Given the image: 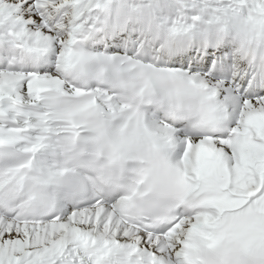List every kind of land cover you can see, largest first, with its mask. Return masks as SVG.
Returning a JSON list of instances; mask_svg holds the SVG:
<instances>
[{"label":"snow or ice","instance_id":"obj_1","mask_svg":"<svg viewBox=\"0 0 264 264\" xmlns=\"http://www.w3.org/2000/svg\"><path fill=\"white\" fill-rule=\"evenodd\" d=\"M0 264H264V0H0Z\"/></svg>","mask_w":264,"mask_h":264}]
</instances>
